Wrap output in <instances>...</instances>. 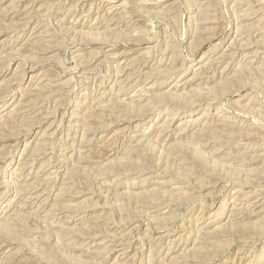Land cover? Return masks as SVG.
Wrapping results in <instances>:
<instances>
[{"label": "rangeland", "instance_id": "1", "mask_svg": "<svg viewBox=\"0 0 264 264\" xmlns=\"http://www.w3.org/2000/svg\"><path fill=\"white\" fill-rule=\"evenodd\" d=\"M0 264H264V0H0Z\"/></svg>", "mask_w": 264, "mask_h": 264}, {"label": "bare ground", "instance_id": "2", "mask_svg": "<svg viewBox=\"0 0 264 264\" xmlns=\"http://www.w3.org/2000/svg\"><path fill=\"white\" fill-rule=\"evenodd\" d=\"M114 7V6H113ZM116 8V7H115ZM97 11V10H96ZM104 13V12H103ZM114 15H112V16H110L111 18L113 17ZM107 17V16H106ZM109 20V19H108ZM91 27V26H90ZM198 61H200V59L198 60ZM198 61H196V62H198ZM183 85H184V83H183ZM222 123V122H221ZM256 205V204H255ZM256 206H258V205H256ZM260 206V205H259ZM261 208V207H260ZM257 209V207H255L254 206V211ZM260 210V209H259ZM257 213V212H256Z\"/></svg>", "mask_w": 264, "mask_h": 264}]
</instances>
